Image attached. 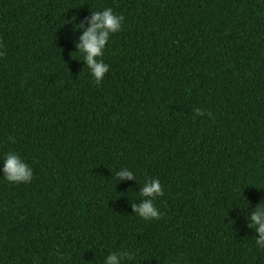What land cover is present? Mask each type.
Returning <instances> with one entry per match:
<instances>
[{
    "label": "trees",
    "instance_id": "16d2710c",
    "mask_svg": "<svg viewBox=\"0 0 264 264\" xmlns=\"http://www.w3.org/2000/svg\"><path fill=\"white\" fill-rule=\"evenodd\" d=\"M104 8L125 20L98 84L75 29ZM7 152L33 179L0 172V264H264L246 219L264 200V0H0Z\"/></svg>",
    "mask_w": 264,
    "mask_h": 264
},
{
    "label": "clouds",
    "instance_id": "9594fccd",
    "mask_svg": "<svg viewBox=\"0 0 264 264\" xmlns=\"http://www.w3.org/2000/svg\"><path fill=\"white\" fill-rule=\"evenodd\" d=\"M124 20L122 15L114 13L111 8H104L102 11H91L86 25L81 22L76 26V31L80 29L83 31L75 47L78 52L83 54V61L98 84L103 81L110 68V65L103 59L109 38L121 30ZM195 112L197 116L204 114L201 109H196ZM0 159L3 162L0 172L9 183L27 184L32 181L33 168L18 153L7 152ZM115 175L119 181L136 179L134 172L127 167H121ZM139 193L142 199L138 204L132 205L134 214L146 221L158 220L161 212L154 201L164 195V189L159 179L146 180ZM246 219L249 221L247 227L258 234L255 236V246L264 250V200L256 206L250 215L246 216ZM134 259L135 254L126 249L109 251V254L103 258L102 264H127Z\"/></svg>",
    "mask_w": 264,
    "mask_h": 264
}]
</instances>
